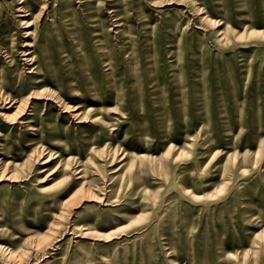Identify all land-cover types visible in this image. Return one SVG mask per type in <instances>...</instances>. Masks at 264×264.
<instances>
[{
  "label": "rangeland",
  "instance_id": "rangeland-1",
  "mask_svg": "<svg viewBox=\"0 0 264 264\" xmlns=\"http://www.w3.org/2000/svg\"><path fill=\"white\" fill-rule=\"evenodd\" d=\"M0 93V264H264V0H0Z\"/></svg>",
  "mask_w": 264,
  "mask_h": 264
},
{
  "label": "bare ground",
  "instance_id": "bare-ground-1",
  "mask_svg": "<svg viewBox=\"0 0 264 264\" xmlns=\"http://www.w3.org/2000/svg\"><path fill=\"white\" fill-rule=\"evenodd\" d=\"M0 95L3 96L1 93H0ZM1 96H0V97H1ZM3 97H4V96H3ZM34 97H35V96H34ZM27 98H28V97H27ZM2 99H3V98H2ZM0 100H1V98H0ZM3 100H4V99H3ZM5 103H7V101H5ZM45 103H46V102H45Z\"/></svg>",
  "mask_w": 264,
  "mask_h": 264
}]
</instances>
